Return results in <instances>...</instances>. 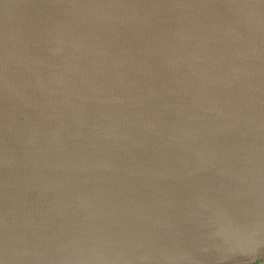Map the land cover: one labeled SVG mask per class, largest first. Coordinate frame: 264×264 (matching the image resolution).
Returning <instances> with one entry per match:
<instances>
[{
  "label": "water",
  "instance_id": "obj_1",
  "mask_svg": "<svg viewBox=\"0 0 264 264\" xmlns=\"http://www.w3.org/2000/svg\"><path fill=\"white\" fill-rule=\"evenodd\" d=\"M264 260V0H0V264Z\"/></svg>",
  "mask_w": 264,
  "mask_h": 264
},
{
  "label": "rangeland",
  "instance_id": "obj_2",
  "mask_svg": "<svg viewBox=\"0 0 264 264\" xmlns=\"http://www.w3.org/2000/svg\"><path fill=\"white\" fill-rule=\"evenodd\" d=\"M253 264H264V262L263 261H258V262H255Z\"/></svg>",
  "mask_w": 264,
  "mask_h": 264
},
{
  "label": "flooded vegetation",
  "instance_id": "obj_3",
  "mask_svg": "<svg viewBox=\"0 0 264 264\" xmlns=\"http://www.w3.org/2000/svg\"><path fill=\"white\" fill-rule=\"evenodd\" d=\"M260 261H263L264 262V260H260ZM258 262V261H257Z\"/></svg>",
  "mask_w": 264,
  "mask_h": 264
}]
</instances>
